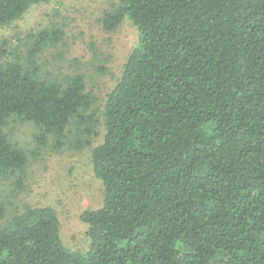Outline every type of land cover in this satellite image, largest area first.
Segmentation results:
<instances>
[{"label":"trees","instance_id":"16d2710c","mask_svg":"<svg viewBox=\"0 0 264 264\" xmlns=\"http://www.w3.org/2000/svg\"><path fill=\"white\" fill-rule=\"evenodd\" d=\"M48 1L0 0V28ZM125 18L138 40L103 107L84 73L42 65L63 28L0 49V179L24 188L13 119L36 125L37 152L82 150L105 129L91 149L103 200L81 215L89 249L67 246L54 207L4 221L0 199V264H264V0H117L100 22Z\"/></svg>","mask_w":264,"mask_h":264},{"label":"rangeland","instance_id":"374dc122","mask_svg":"<svg viewBox=\"0 0 264 264\" xmlns=\"http://www.w3.org/2000/svg\"><path fill=\"white\" fill-rule=\"evenodd\" d=\"M115 4L117 0H50L36 4L22 17L0 28V49L7 54L3 60L12 58L17 48L25 49L29 31L59 26L65 31L64 40L41 53L42 65L55 75L84 73L96 99L95 107H103L139 35L129 18L114 31L103 28L100 19ZM97 117L102 118L101 112ZM96 129L98 134L92 145L82 150L67 145L58 152L48 147L37 152L36 125L11 120L6 132L12 142L27 150L29 164L24 188L17 186L14 177L0 179V199L7 208L4 221L28 205H50L59 215L67 246L88 250V225L81 215L98 208L103 200V184L93 170L91 149L103 140L105 129L101 122Z\"/></svg>","mask_w":264,"mask_h":264}]
</instances>
